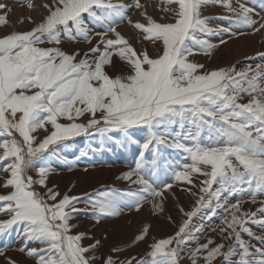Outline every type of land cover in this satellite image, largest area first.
Here are the masks:
<instances>
[{
	"label": "snow or ice",
	"instance_id": "snow-or-ice-1",
	"mask_svg": "<svg viewBox=\"0 0 264 264\" xmlns=\"http://www.w3.org/2000/svg\"><path fill=\"white\" fill-rule=\"evenodd\" d=\"M163 2L167 6L161 9L165 15L160 21L143 11L146 23L134 22L143 40L156 48L155 56L147 48H134L116 27L125 20L133 24L126 10L143 9L140 0H134L133 5L111 0H46L41 5L45 15L38 22L27 17L33 24L30 30L0 36V172L4 174L0 187L8 190L0 193V214L8 216L0 220V237L15 229L24 244L20 251L36 264H95L98 257L88 253L99 242L84 247L80 243L84 233L70 234V221L81 212L92 210L98 220L101 215H119L122 206L139 211L151 197L153 210L162 213L165 191L172 184L154 187L139 175L145 151L155 154L160 144L186 153L184 159L190 162L171 165L172 178L190 186L185 190L197 197L196 207L184 213L187 219L173 236L153 240L144 256L120 260L108 255L101 264H181L185 256L190 264H214L218 257L220 264H264V235L255 236L247 226L251 222L264 227V219H256L257 213L264 216V200H257L264 195V63L239 70L232 65L201 71L204 65L190 59L199 53L211 55L217 46L198 38V34H242L210 28V17L201 15L203 6L222 5L229 15L220 18L245 25L253 35L264 32V16L245 3L234 7L231 0ZM259 4L264 11V0ZM27 7L36 5L29 0ZM99 9L105 14L97 15ZM10 12L0 3V25L8 24ZM84 13L102 21L105 30L90 33L83 23ZM61 33L91 45L83 58L78 59L79 50L69 54L58 46H39L45 42L59 45ZM93 35L98 37L94 45ZM256 55L264 60V52ZM114 57L126 71L109 74L106 68L114 67ZM243 96L248 97L247 102H240ZM85 114L89 116L87 122L77 123ZM61 118L69 123H60ZM136 126L146 128L147 135L143 143L135 141L141 148L140 158L123 178L136 176L132 183L142 185L139 192L143 195L107 192L102 198L86 201L81 209L76 206L80 197L61 195L55 186H47L51 171L47 161L56 155L55 145L93 132L99 134L101 142L113 139L109 135L112 132L132 140L129 130ZM40 130L45 134L38 140L34 133ZM152 164L155 176V161ZM32 169L38 174L35 179L28 174ZM199 176L203 179L197 184L194 177ZM37 184L46 191H36ZM193 188L198 192H192ZM240 191L250 194L251 203H259L256 212L242 211L241 202L236 201L222 219V242L215 243L209 237L199 243V229L189 228L192 217L205 207L214 213L212 201L218 203L221 193ZM147 231L145 226L135 239H143ZM242 232L259 244L242 239ZM32 241L42 246L28 247ZM4 255L5 249L0 248V256ZM6 264L17 262L6 257Z\"/></svg>",
	"mask_w": 264,
	"mask_h": 264
},
{
	"label": "rangeland",
	"instance_id": "rangeland-1",
	"mask_svg": "<svg viewBox=\"0 0 264 264\" xmlns=\"http://www.w3.org/2000/svg\"><path fill=\"white\" fill-rule=\"evenodd\" d=\"M28 2L29 0H0V3H4L7 8L11 9V12L8 13V24L0 25V36L12 31L30 30L33 24L28 22L27 17L31 16L33 20L38 22L45 15V10L41 5L46 0H30L31 3L36 5L33 9L27 7ZM111 2H122L127 5L122 0H111ZM238 2L245 3L249 7H254L257 13L264 16V11L261 10L259 0H231L234 7L237 6ZM133 3L134 0L131 5ZM140 3L144 5L143 9L130 7V9L126 10V15L131 18L133 24H129L125 20L117 24L116 27L134 48L137 50L147 48L149 54L155 56L156 48L150 42L143 40L142 33L140 30L135 29L134 22L146 23V18L141 15L143 11H146L153 19L160 21L161 16L165 15L161 9L167 5L164 4L163 0H140ZM168 7H176V5ZM129 11L132 12L130 13ZM104 14V10H97V15ZM201 15L203 17H210L207 22L210 28H227L232 33H242L240 35H232L231 37H229L228 33L219 31L198 34V38L206 39L217 45L211 55L199 53L194 57H190L195 62L204 65L201 71H211L232 65H235L239 70L248 65L255 67L256 64L264 63V60H261L256 55L258 52H264V32L253 35L251 29L245 25L230 19L220 18L229 15L222 5L207 4L201 8ZM22 17L24 18V22L20 23L18 20ZM82 18L83 23L90 29V33L103 32L105 30L104 23L96 20L88 13L82 14ZM171 18L170 15L167 16L168 20H171ZM253 18L259 19L257 16ZM97 39L98 37L93 35V45ZM221 40L226 41V43L220 44ZM189 43L191 45L192 42ZM39 46H58L69 54L79 50L81 56L78 59L83 58V54L91 47V45L82 39L73 41L63 33H61V43L59 45L45 42ZM113 59L114 67L106 68L110 75L126 71L125 66L118 58L114 57ZM247 99V96H243L240 102H247ZM99 115L97 113V116ZM88 118L89 116L85 114V116L79 117L76 122L86 123ZM59 122L69 123L65 118H61ZM48 128L51 130V125H48ZM129 133L132 140L125 139L119 132H112L109 135L113 139H105L101 142L99 134L93 132L92 135L82 134L55 145L56 155L47 161L48 166L51 168L47 178V186L49 188L55 186V190L60 192L61 195L67 193L70 196L80 197V201L76 206L81 209L85 208L86 201L102 198L103 194L107 192L115 191L122 194L132 191L143 195V193L139 192L142 185L132 183V180L137 178L136 176H133L131 180L124 179L123 176L135 168L141 151L140 145L135 141L143 143L147 130L143 126H136L131 128ZM44 134L43 130L34 133L38 140L43 139ZM181 142L191 144L190 140H182ZM185 156L186 153L182 150L169 147L167 144L156 146L155 154L152 150L145 151V164L140 170L139 175L149 181L154 187H159L165 183L172 184V188L165 191V199L163 201L164 211L162 213L153 210L152 198L148 197L139 211L135 209L129 211L127 207L122 206V211L119 215H101L98 220L92 210L81 212L74 216L70 221L73 225L70 234L84 233L85 235L80 241L84 247L95 245L97 241L99 242L88 253L89 256L98 257L95 264H101L102 259L108 255L117 257L120 260L132 256L139 258L149 251V245L153 240L164 239L175 234L182 221L187 219L184 213L192 211L196 207L195 201L197 197L185 190L190 186L186 182H174L172 178L170 166L177 162L189 163L190 161L184 159ZM153 161L156 164L155 176L152 174L154 171ZM28 174L32 175L34 179L38 177L35 169L29 171ZM3 175L0 172V176ZM202 179V176L194 177L197 184ZM215 187L213 185V188ZM34 188L38 192L46 191V189L41 188L38 184L34 185ZM7 191V189L0 187V193H6ZM192 192H198V188H193ZM257 200H264V195H259ZM236 201L241 202L242 211L251 210L256 212L259 207V203H251L250 194L247 191L221 193L218 203L215 199L212 201V208L215 209L214 213L207 207L201 208L190 221V230L195 231L199 229L196 232V235L199 236V243L206 242L209 237L215 243L222 242L219 232L220 227L223 226L222 219L226 214V209ZM7 218V215L0 214V220ZM256 219H264V216L257 213ZM145 226L148 228L147 234L143 239L136 240L135 238L142 233ZM247 226L252 229L255 236L264 235V227L261 225L249 222ZM241 236L242 239L251 244H259L258 240L253 239L247 233L242 232ZM223 242L225 244L232 243V241ZM41 246L36 241L28 244V247L39 248ZM192 246L195 247V243ZM22 247H24V244L17 238L15 229L11 230L8 235L0 237V248L5 249V255L0 256V264H6V257L15 260L17 264H36L35 259L28 257L26 252L20 251ZM114 248L120 249V251L113 252L112 249ZM181 264H190V261L185 256L181 260ZM214 264H220L219 257L214 261Z\"/></svg>",
	"mask_w": 264,
	"mask_h": 264
},
{
	"label": "bare ground",
	"instance_id": "bare-ground-1",
	"mask_svg": "<svg viewBox=\"0 0 264 264\" xmlns=\"http://www.w3.org/2000/svg\"><path fill=\"white\" fill-rule=\"evenodd\" d=\"M118 1V0H117ZM123 2H125L127 5H131V3L133 2V0H122ZM120 3H122V2H120ZM134 8V7H133ZM130 9V8H129ZM130 12V11H129ZM132 12V11H131ZM130 12V13H131ZM135 12V11H134ZM132 15V14H131ZM11 16V15H10ZM42 17V16H41ZM132 17V16H131ZM11 20V19H10ZM18 21H20V20H18ZM12 27V26H11ZM73 46V45H72Z\"/></svg>",
	"mask_w": 264,
	"mask_h": 264
}]
</instances>
